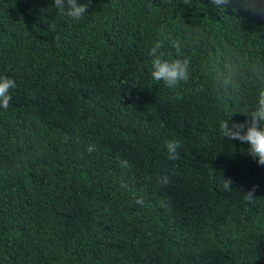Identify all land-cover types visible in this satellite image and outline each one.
Returning <instances> with one entry per match:
<instances>
[{
    "label": "trees",
    "instance_id": "obj_1",
    "mask_svg": "<svg viewBox=\"0 0 264 264\" xmlns=\"http://www.w3.org/2000/svg\"><path fill=\"white\" fill-rule=\"evenodd\" d=\"M162 29L166 58L178 41L192 61L176 89L150 74ZM226 52L264 65V18L210 0H91L73 21L53 0H0V77L17 85L0 108V264H264V167L219 131L247 119L264 81L221 102L206 65Z\"/></svg>",
    "mask_w": 264,
    "mask_h": 264
},
{
    "label": "clouds",
    "instance_id": "obj_2",
    "mask_svg": "<svg viewBox=\"0 0 264 264\" xmlns=\"http://www.w3.org/2000/svg\"><path fill=\"white\" fill-rule=\"evenodd\" d=\"M220 11L231 8L235 13L243 11L254 16L264 18V0H210ZM91 0L79 4L77 0H53V8L62 16L71 18L73 21L81 20L87 13ZM179 26L188 27L182 20ZM169 39L165 30H161V39H158L149 51L151 59V77L154 81L163 82L169 89H176L182 82L187 83L191 77V58L181 52V45L178 41L172 42L175 49L176 58H166L165 47L166 40ZM223 59L222 66L212 61L206 65V70L212 77V88L218 99L223 103H243L246 101L244 91V80L255 79L264 81V65L255 62L241 64L237 62L230 53L221 54ZM14 79L7 76L0 77V108L7 110L12 101L11 91L16 88ZM235 114V113H234ZM247 117L242 123H229L231 115L223 119L219 125V131L222 139L229 141L236 140L241 144H247V155L254 159L258 166L264 167V89L257 97L255 104L239 113ZM181 144L178 140H168L165 142L167 158L175 161L180 157L178 149ZM89 153L95 151L94 146H89ZM123 167H128L127 161H121ZM218 180L225 191H232L231 179H223L218 176ZM163 184L167 180H162ZM121 187H126L121 185ZM256 186L243 193V199L246 203L252 204L257 199L254 195ZM136 204L143 206L142 198L135 200ZM161 207H167L166 202H161Z\"/></svg>",
    "mask_w": 264,
    "mask_h": 264
}]
</instances>
